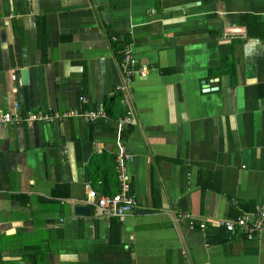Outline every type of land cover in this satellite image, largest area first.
I'll return each instance as SVG.
<instances>
[{
	"label": "crops",
	"instance_id": "crops-1",
	"mask_svg": "<svg viewBox=\"0 0 264 264\" xmlns=\"http://www.w3.org/2000/svg\"><path fill=\"white\" fill-rule=\"evenodd\" d=\"M15 107L108 122L0 124V264H264V232L210 224L264 204V0H0V114ZM127 107L137 208L75 215L89 189L118 191Z\"/></svg>",
	"mask_w": 264,
	"mask_h": 264
},
{
	"label": "built area",
	"instance_id": "built-area-1",
	"mask_svg": "<svg viewBox=\"0 0 264 264\" xmlns=\"http://www.w3.org/2000/svg\"><path fill=\"white\" fill-rule=\"evenodd\" d=\"M119 54L121 55L120 69L123 75L122 83L117 86V91L123 97L125 105H129L128 88L132 78L137 74L136 60L132 55L129 45H125ZM15 107L13 113L5 112L0 114V124L10 126H21L26 124L31 126L35 123L57 124L67 119L81 118L88 123L96 121L108 122V116L102 109H91L80 111L77 109L48 112L19 114ZM136 123L133 117V110L127 107L124 116L119 117L115 123V143L117 152L115 156L118 191L113 195H98L94 190L89 189L87 192V201L90 200L96 208L95 216L103 219L114 218L123 222L126 217L137 208L135 195L131 192L130 176L127 171V165L131 162L133 156L127 151L122 133L127 127H132ZM90 203V202H89ZM179 218L182 217L178 215ZM207 221L199 225L200 230L204 231ZM213 226H223L230 234H236L238 231L245 235V238H253L264 232V204L258 205L252 212H243L234 220L212 222Z\"/></svg>",
	"mask_w": 264,
	"mask_h": 264
},
{
	"label": "water",
	"instance_id": "water-1",
	"mask_svg": "<svg viewBox=\"0 0 264 264\" xmlns=\"http://www.w3.org/2000/svg\"><path fill=\"white\" fill-rule=\"evenodd\" d=\"M20 74H21L22 83L27 84V79H28L27 69H21ZM90 203H92V202H90ZM89 212H90V208L87 206V204L85 202L84 203L82 202V204H80V203L74 204V214L75 215L87 216V215H89ZM135 212H140V210H136Z\"/></svg>",
	"mask_w": 264,
	"mask_h": 264
},
{
	"label": "trees",
	"instance_id": "trees-1",
	"mask_svg": "<svg viewBox=\"0 0 264 264\" xmlns=\"http://www.w3.org/2000/svg\"><path fill=\"white\" fill-rule=\"evenodd\" d=\"M248 34L250 35V36H252L250 33H249V30H248ZM124 40H125V43H130V41H129V38H128V36L127 35H124ZM128 43V44H129ZM116 45V47H119V45L118 44H115ZM115 47V50L117 49ZM226 62V61H225ZM119 96V95H118ZM117 97V96H116ZM106 111H108L109 112V109L107 110V109H105ZM105 178H107V175H105ZM105 183H107L106 181H105ZM106 193V195L107 194H109V192H105ZM111 195H113V194H111ZM90 210H91V207H90ZM93 213V211L91 210V212H90V214H92ZM118 221V220H117ZM115 230H118V228H117V226H116V229ZM33 264H37V261L36 260H33Z\"/></svg>",
	"mask_w": 264,
	"mask_h": 264
},
{
	"label": "clouds",
	"instance_id": "clouds-1",
	"mask_svg": "<svg viewBox=\"0 0 264 264\" xmlns=\"http://www.w3.org/2000/svg\"><path fill=\"white\" fill-rule=\"evenodd\" d=\"M89 202H91V201H89ZM89 202H88V203H86V204H87V205H92V204H93V203H89ZM94 208H95V207H94Z\"/></svg>",
	"mask_w": 264,
	"mask_h": 264
}]
</instances>
